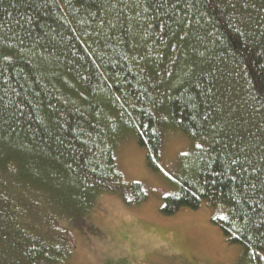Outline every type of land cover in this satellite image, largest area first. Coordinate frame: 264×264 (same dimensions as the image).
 Instances as JSON below:
<instances>
[{"label": "trees", "instance_id": "16d2710c", "mask_svg": "<svg viewBox=\"0 0 264 264\" xmlns=\"http://www.w3.org/2000/svg\"><path fill=\"white\" fill-rule=\"evenodd\" d=\"M169 127L201 145L162 214L221 204L264 264V0H0V264H67L99 196L145 202L114 150L159 171Z\"/></svg>", "mask_w": 264, "mask_h": 264}, {"label": "rangeland", "instance_id": "374dc122", "mask_svg": "<svg viewBox=\"0 0 264 264\" xmlns=\"http://www.w3.org/2000/svg\"><path fill=\"white\" fill-rule=\"evenodd\" d=\"M200 145L167 128L160 170L153 171L135 136L121 139L114 150L121 183L141 184L147 199L128 206L119 195L99 196L85 224L69 228L73 249L67 264H237L243 247L227 244L212 222L226 218V207L202 200L196 210L181 208L170 216L161 212L164 198L178 192L177 182L189 170L188 155ZM28 221L37 225L34 219ZM52 229L41 234L55 238Z\"/></svg>", "mask_w": 264, "mask_h": 264}]
</instances>
